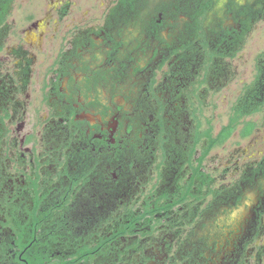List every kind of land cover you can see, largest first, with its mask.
I'll return each mask as SVG.
<instances>
[{
    "label": "flooded vegetation",
    "instance_id": "obj_1",
    "mask_svg": "<svg viewBox=\"0 0 264 264\" xmlns=\"http://www.w3.org/2000/svg\"><path fill=\"white\" fill-rule=\"evenodd\" d=\"M43 1L38 11L20 6L16 27L12 14L21 0H0V264L25 261L29 246L36 251V237L28 240L22 223H37L45 211L49 219L53 210L76 205L66 217L82 222L85 215L97 221L102 206L115 210L145 196L163 201L166 193L172 203L206 142H196L207 127L199 119L205 98L231 81L228 60L246 38L240 10H229L228 0H215L201 18L202 31L191 16L207 0ZM229 44L230 54L224 51ZM47 47L56 49L53 56ZM34 49L50 61L33 109L40 118L26 129L27 101L20 96L37 59ZM205 160L215 188L231 186L245 167L233 183L217 186ZM58 188L64 194L53 200ZM259 194L244 192L202 221L187 212L190 220L176 234L169 225L174 215L163 211L146 242L147 264H170L171 254L179 264H264V214L262 227L254 222ZM211 200L207 194L204 204ZM196 205L189 194L172 208ZM215 228L221 232L213 241ZM202 249L206 261L197 258Z\"/></svg>",
    "mask_w": 264,
    "mask_h": 264
},
{
    "label": "trees",
    "instance_id": "obj_2",
    "mask_svg": "<svg viewBox=\"0 0 264 264\" xmlns=\"http://www.w3.org/2000/svg\"><path fill=\"white\" fill-rule=\"evenodd\" d=\"M195 1L198 3L202 0ZM199 5H202L201 9L193 8L196 11L191 17L196 18L198 28L202 31L203 22L201 18L212 10L215 0L202 1ZM227 6L231 11H235L238 8L240 10L242 16L241 28L243 31L241 40L247 36L254 22L264 16V0H245V4L242 6H238L234 0H228ZM238 43L240 47L243 41L240 42L239 40ZM224 51L230 54V52H234V48L230 47L229 44V48H224ZM263 110L264 49L257 56L256 74L253 81L243 88L231 106L228 122L221 126L216 134H213V127L207 120V127L203 131L197 132L196 142L202 141V139L206 142L203 144L196 159V165L190 166L192 176L189 183L185 189L174 195L177 198H174L172 203L166 193L163 194V197H165L163 201L156 199L153 202L145 196L140 204H136L133 201L132 205H119L115 210L102 206L100 214L98 216L95 215L97 221H93L92 216L85 215L86 218L82 222H72L66 217V214L71 217V210L76 211V205L61 207L63 210L58 212L53 210L49 219H47L45 211L44 214L36 217L37 223H22L24 233L27 235L26 238L32 240L36 237V239L31 241L36 243V251L32 252L29 246L30 249L28 248L27 252L29 254L26 255V260L20 264H147L148 259L151 257L144 251L148 245L146 242L149 239L153 240L154 231L158 229L160 224L159 216L162 215L163 211L172 213L174 215L173 221L178 220L176 223H172L173 221L169 223L170 230L176 234L178 233L177 227L181 225L182 221L185 220L184 223L187 224L188 220H190V214L187 212L192 211V215L196 213L199 221L205 220L211 215V212L215 216L223 205H228L231 200L236 203V198H240L244 192L254 189L260 193L257 198L259 203L254 212L257 218L254 222L261 226L260 218L264 214L262 203L264 202V154L257 161L245 164L240 178L229 187L215 188L213 186L214 178L203 170V162L210 150L224 143L239 125H242L239 130L241 138L252 134L256 127V122L245 118ZM189 158H191V155H189ZM192 185H194L193 193L190 192ZM63 194L62 189L58 188L53 191L52 199H61ZM189 194H194L197 201V205L193 209L187 206L172 208L176 203L188 198ZM207 194H211L212 200L204 204ZM41 205V207H46L43 204ZM22 210L27 212L29 208L24 207ZM148 215L150 219L151 217L155 218L154 223H150ZM250 224L253 229L254 223L250 221ZM35 229L40 230L36 233L34 232ZM248 229H245V232ZM220 232L215 228L213 241H215V237L219 236ZM257 233L258 228L254 231V234ZM247 239L248 237L245 235V248L250 243L249 239ZM202 241L205 244L208 240L203 239ZM197 258L207 260L204 249L202 251L199 250ZM169 259L171 261L170 264H179L176 254H171Z\"/></svg>",
    "mask_w": 264,
    "mask_h": 264
},
{
    "label": "rangeland",
    "instance_id": "obj_3",
    "mask_svg": "<svg viewBox=\"0 0 264 264\" xmlns=\"http://www.w3.org/2000/svg\"><path fill=\"white\" fill-rule=\"evenodd\" d=\"M28 1L29 0H21V2H18L16 5V8H19L13 11L12 17L15 20L16 27L21 25L22 10H28L34 7L35 11H38V9L41 8L39 5L40 3L42 7L44 6L43 0H33L31 3L32 5H29ZM93 2L88 6L86 5V7L94 6ZM20 6L21 9L25 8L21 10ZM80 6L78 8H81ZM76 11V8H74L72 13L74 14ZM71 16L72 15H70L67 20L68 23L73 22L71 21ZM74 17L78 16L76 15ZM263 49L264 16L254 22L245 38L243 49L235 58L228 60L232 71L235 73L231 81L220 91H212L205 98V105L203 106V111L199 114V119L204 126L207 125V120H209L213 127V134H216L221 126L228 122L233 102L242 92L243 88L253 81L256 74V59ZM46 50L50 51L53 56L56 49L47 47ZM34 53H36L37 59L36 62L32 64L31 79L24 93L20 96L22 101H27L25 104L26 112L23 116L26 129L33 121L40 118L39 115L35 117L33 109L39 106L41 97L39 87L41 85L43 72L48 68V62L50 61H48L49 58L44 52L35 50ZM242 85H244L243 88ZM39 108H41L40 113L43 114L44 108L42 106ZM245 119H251L256 122V127L252 134L248 137L241 138L239 136V130L242 125H239L224 143L212 148L205 160L206 170L210 173H214L217 177L215 183L217 186L221 184L230 185L233 183L239 178L240 169L245 164L251 163L253 160H258L264 154V110L247 116ZM223 169H225V171H223ZM259 243H264V237L259 240Z\"/></svg>",
    "mask_w": 264,
    "mask_h": 264
}]
</instances>
